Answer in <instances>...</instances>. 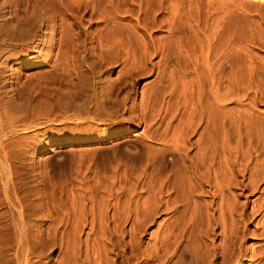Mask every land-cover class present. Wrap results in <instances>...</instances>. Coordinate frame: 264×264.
<instances>
[{"label":"rangeland","instance_id":"1","mask_svg":"<svg viewBox=\"0 0 264 264\" xmlns=\"http://www.w3.org/2000/svg\"><path fill=\"white\" fill-rule=\"evenodd\" d=\"M0 264H264V0H0Z\"/></svg>","mask_w":264,"mask_h":264}]
</instances>
